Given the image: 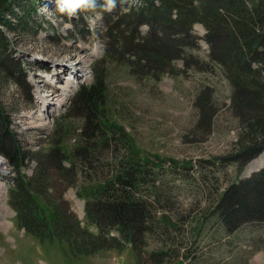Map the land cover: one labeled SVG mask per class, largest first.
<instances>
[{
  "label": "trees",
  "instance_id": "obj_1",
  "mask_svg": "<svg viewBox=\"0 0 264 264\" xmlns=\"http://www.w3.org/2000/svg\"><path fill=\"white\" fill-rule=\"evenodd\" d=\"M37 1L0 0V72L10 78L24 66L3 28L30 32L43 17L38 3L49 9L59 3ZM97 1L101 2L95 3L96 11L106 27L96 35L104 44L108 39L106 48H114V53L119 52L116 47L122 48L142 72L159 75L172 60L191 56L188 49L203 38L211 61L223 66L232 86L231 108L251 127L248 142H240V148L221 157L218 167L235 164L242 169L264 151V135L258 139L251 131L257 127L264 133V0H137L127 9L120 0L113 10L105 0ZM74 23L78 28L77 20ZM196 24L205 28L204 36L195 33ZM80 30L94 32L86 25ZM112 48L106 53L110 55ZM205 91L197 105L200 124L211 131L215 111ZM105 103L102 77L82 84L71 106L74 116L82 119L77 143L71 151L62 146V140L73 134L60 125L54 145L38 154L23 148L0 103V154L16 170L8 203L25 232L62 246L69 260L105 250L122 251L131 244L140 264H209L194 254L192 238L209 236L219 241L244 225H264V166L230 183L209 212L180 209L174 190L180 182L197 178L193 164L166 158L168 162L156 164L137 158L125 129L103 116ZM31 158L38 165L27 176L22 168ZM70 187L85 199V224L64 196ZM176 207L183 212H175Z\"/></svg>",
  "mask_w": 264,
  "mask_h": 264
},
{
  "label": "rangeland",
  "instance_id": "obj_2",
  "mask_svg": "<svg viewBox=\"0 0 264 264\" xmlns=\"http://www.w3.org/2000/svg\"><path fill=\"white\" fill-rule=\"evenodd\" d=\"M51 1L59 3H50L53 6L49 10L37 1L38 11L43 17H39L38 24L31 27L30 32L24 34L3 28L24 67L11 78L0 72V103L10 115L11 126L23 148L37 154L48 150L54 145L52 140L58 133V127L63 125L69 129L66 133L73 135L62 140V146L71 151L77 143L82 123L71 109L73 96L80 85L94 83L102 77L106 83L103 116L125 129L133 141L137 158L149 159L156 164L165 158L193 164L197 178L187 184L180 182L174 190L176 206L180 209L209 212L230 183L249 176L264 164L263 152L242 169L235 164L224 169L218 167L221 157L240 148V142H248L246 133L251 127L248 120L240 119L231 108L232 86L224 76L223 66L211 61L210 47L203 38L195 47L188 49L187 52L193 56L174 59L170 66H165V71L159 70V75H154L155 72L137 70L138 65L135 66L133 59L129 62V55H124L119 46L116 47L119 52L116 50L114 53L115 49L109 47L112 48L111 54L106 53L108 39L104 44L96 35L103 33L106 27L104 18L96 11L95 3L101 1L85 0L74 10L70 7L72 0ZM105 1L112 10L120 2ZM121 1L120 6L125 9L137 2ZM76 20L78 28L74 23ZM85 25H90L94 32L81 31ZM71 27L72 31L68 30ZM194 29L200 36L206 32L200 24H196ZM70 60H80L88 75H80L76 79V87L71 88L62 100L57 99L54 106L45 107L39 98V83L49 78L50 82H45L44 88L59 93V86L74 78L72 68L68 66ZM204 91L208 92V103L215 111L211 131L200 124L202 115L197 102ZM251 131L258 139L264 135L257 127ZM2 161L0 264H140L131 247L122 252L109 250L69 260L62 246L42 242L24 232L7 201L9 185L14 183L16 170L7 157L0 154ZM27 162L24 174L31 176L38 162L32 158ZM50 191L57 194L55 190ZM64 196L85 223L84 201L78 197L76 189L70 187ZM179 208L174 211L183 212ZM191 240L194 254L207 259L209 264H264L263 224L244 225L235 235L219 241L209 236Z\"/></svg>",
  "mask_w": 264,
  "mask_h": 264
},
{
  "label": "bare ground",
  "instance_id": "obj_3",
  "mask_svg": "<svg viewBox=\"0 0 264 264\" xmlns=\"http://www.w3.org/2000/svg\"><path fill=\"white\" fill-rule=\"evenodd\" d=\"M80 60H72V61L70 60V61H68V66H69L70 69L72 68L71 73L73 74L74 78H73L72 81L68 80V81L65 82L64 85H60L59 87L61 89H60V92L59 93H57V92H49V90H47V89L44 88L45 85H46V83H49L50 82L49 78H46L45 80H42L41 83H39V85H38V94H39L40 101L42 102V104L45 107L46 106L47 107L48 106H54V104L56 103V100L57 99L62 100L67 95L68 91L76 85V81H77L76 79L79 78L80 75H82V74L83 75H88L87 71H84L85 68L82 67V65H80L81 64V61ZM59 68L62 69V66L60 65ZM258 162L260 163L259 160L257 161V163ZM0 163H3V161L0 162Z\"/></svg>",
  "mask_w": 264,
  "mask_h": 264
},
{
  "label": "clouds",
  "instance_id": "obj_4",
  "mask_svg": "<svg viewBox=\"0 0 264 264\" xmlns=\"http://www.w3.org/2000/svg\"><path fill=\"white\" fill-rule=\"evenodd\" d=\"M85 0H72V3L70 7L74 10L75 8L79 7L81 4H83ZM113 0H110V3H112Z\"/></svg>",
  "mask_w": 264,
  "mask_h": 264
},
{
  "label": "crops",
  "instance_id": "obj_5",
  "mask_svg": "<svg viewBox=\"0 0 264 264\" xmlns=\"http://www.w3.org/2000/svg\"><path fill=\"white\" fill-rule=\"evenodd\" d=\"M259 262V261H258Z\"/></svg>",
  "mask_w": 264,
  "mask_h": 264
}]
</instances>
